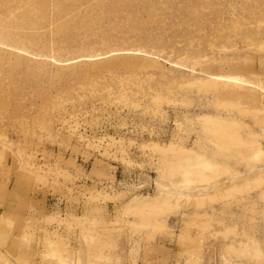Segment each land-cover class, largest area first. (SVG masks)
I'll use <instances>...</instances> for the list:
<instances>
[{
	"label": "rangeland",
	"instance_id": "374dc122",
	"mask_svg": "<svg viewBox=\"0 0 264 264\" xmlns=\"http://www.w3.org/2000/svg\"><path fill=\"white\" fill-rule=\"evenodd\" d=\"M0 159V264H264V0H0Z\"/></svg>",
	"mask_w": 264,
	"mask_h": 264
},
{
	"label": "bare ground",
	"instance_id": "6f19581e",
	"mask_svg": "<svg viewBox=\"0 0 264 264\" xmlns=\"http://www.w3.org/2000/svg\"><path fill=\"white\" fill-rule=\"evenodd\" d=\"M221 120H218V121H216V125L218 126V127H221V128H225V127H228L231 123L230 122H227V121H221ZM218 122V123H217ZM221 182V181H220ZM157 184L156 185H158L157 187H161L162 185H161V183H160V181H157L156 182ZM218 184L219 182H215L214 184H211V185H214V186H216L215 184ZM222 183H223V181H222ZM221 184V183H220ZM185 185V184H184ZM209 187V186H208ZM208 187H206V189L208 188ZM204 187H202L201 189H203ZM158 189H160L159 191L157 190V192L154 194V195H149V197H154V196H156V195H158L159 193L161 194V193H167V194H172V195H179V194H181V192H177V191H172V190H169L168 191V189H164V191L163 190H161V188H158ZM181 189L182 190H188L187 191V194L186 195H193V193H191V192H189V190H191V189H193V188H191V187H188L187 185H185V186H181ZM200 188H194V190H195V194H198V192L196 191V190H201ZM204 191V190H203ZM166 195V194H165ZM167 196V195H166ZM145 197V196H144ZM133 200H134V202H137L136 204L138 205V203L139 204H142V203H144L143 201H146V200H141L140 198H139V196H135L134 198H133ZM132 200V201H133Z\"/></svg>",
	"mask_w": 264,
	"mask_h": 264
},
{
	"label": "crops",
	"instance_id": "0c3cea01",
	"mask_svg": "<svg viewBox=\"0 0 264 264\" xmlns=\"http://www.w3.org/2000/svg\"><path fill=\"white\" fill-rule=\"evenodd\" d=\"M0 162H1V159H0ZM3 163V162H2ZM66 208V207H65ZM68 209H71L70 207Z\"/></svg>",
	"mask_w": 264,
	"mask_h": 264
}]
</instances>
